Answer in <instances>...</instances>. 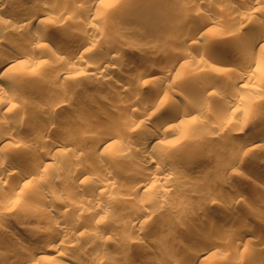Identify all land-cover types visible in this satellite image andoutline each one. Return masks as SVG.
<instances>
[{
  "label": "rangeland",
  "instance_id": "1",
  "mask_svg": "<svg viewBox=\"0 0 264 264\" xmlns=\"http://www.w3.org/2000/svg\"><path fill=\"white\" fill-rule=\"evenodd\" d=\"M64 1L30 0L29 4L39 5V2L48 8L45 9L47 17L44 27L34 21L31 31L9 27L16 19L6 16L9 6L0 12V16L4 17L0 19V51L19 44L29 54V57L21 55L12 69L3 72L7 67L5 65L0 70V86L12 92L8 95L0 94V131L10 136V141L0 147V167L1 158L6 155L14 158L19 165L13 170L5 169L4 178L0 182V244L6 247L0 249V263L18 264L21 258L13 254L18 246L44 243L42 235L35 237L32 232L37 229L48 230L52 222L48 223L47 219V223L39 221L33 215L29 217L30 211L31 214H37L42 210L37 205V209L40 208L38 211L36 205L31 204L36 197L22 190L13 202H7L6 195L18 179L23 165L33 168L39 160L46 158L44 150L62 141L64 147L59 149L60 153L57 152L62 159L54 163V160L46 158L48 162H53L50 165L53 169L49 173L54 171L52 173L55 176L57 174V177L46 185L44 197H59L67 201L82 199L85 205L101 197L111 205L110 212H100L94 219L84 214V224L87 226L82 227L83 234L79 240L68 238L67 243L75 247L76 261H87L90 254L99 253L102 254L101 259L94 264H106L112 260L118 264H160V260L164 264H191L189 257L195 247V239L201 236L207 243H213L215 250L208 254L209 259L196 264H252L249 256L251 252L264 247V147L257 145V149L243 148L240 155L235 157L230 149L239 138L252 133H264V125L255 122L259 116H264V48L254 53L253 66L246 69L242 56H237L233 50L234 40L238 37L229 34V29L241 24L237 36L247 37L253 32L255 21L264 20V6L260 5L253 10V14L242 12L229 17L230 12L226 14L228 10L231 11L229 8L246 3L247 0H159L149 17H145L128 9L134 3L139 4L144 0H116L105 11L104 19V9L82 18L85 22L92 21L99 30H89L91 41L83 42L80 63L69 52L76 47L75 42L81 39L73 42L60 33L65 28L68 31L82 29L76 25L75 15H62L60 7ZM243 14H246L243 18L246 23L240 19ZM195 15H202L208 21L203 29L198 27V31L193 28L195 21L182 23L183 19ZM180 29L186 32L182 33ZM199 30H203V34ZM36 31H44L47 35L41 40L40 51L29 45ZM219 40L229 45H220ZM58 43H64L65 48H58ZM111 45L117 48L116 56L111 57V60L107 56L108 60L105 56L106 53L111 54L108 53V46ZM178 48L192 52L190 57L183 58L178 69L180 77L160 81L159 69L165 63V55ZM103 57L109 61L110 69L98 74L92 73L89 66ZM148 62L155 63L159 69L146 72L144 65ZM85 63H88L87 66ZM190 63L195 64L194 70H188L187 64ZM240 74L241 80L236 83L224 81L225 77L229 81L235 80ZM122 81L126 85L122 89L125 92H121L123 96L118 97L115 91H120L117 85ZM206 81L214 84L209 92L202 90ZM154 88L164 89L168 98H164L166 100L159 105L145 108L143 104L148 99L147 95ZM134 92L140 97L137 102L130 98ZM232 92H242L243 101L241 99L239 107L228 112L230 115L217 118L216 111L220 107L224 109L219 103L220 95L225 93L230 97ZM192 105H198L197 110L191 109ZM171 109L178 110L179 115L171 117L162 128L156 127L158 120L166 117ZM184 110L190 111L189 114H184ZM133 116H140L136 125L129 123ZM218 122L223 124L220 129L217 127ZM107 123H112L119 136L109 151L93 154L88 138ZM5 124L10 125L3 128ZM147 128L165 132L157 139L159 143L149 149L148 156L164 159L186 174H173L168 183L163 179L151 183L157 170L137 163L138 150L126 145L127 140L139 141ZM40 134L46 140L45 146L43 144L41 147L40 143L35 149L28 146L22 154L17 153L20 143L26 144V139L38 138ZM84 139H87L86 143ZM201 140L207 143L202 146L199 143ZM69 148L77 150L73 153ZM28 149L30 152L27 153ZM72 164L106 168L115 179L111 178L114 181L106 189L92 190L88 187L89 181H74V173L69 170ZM139 174L151 179L142 183L140 190L134 191L130 186L137 181ZM170 185L171 194L161 196L159 189ZM61 187L66 189L63 191ZM229 195L238 198L234 200L233 207L228 209L227 205L232 201ZM140 207L151 210L152 219H143L137 229H129V223L134 220L133 210ZM201 209L206 215L197 214ZM28 210V214H25ZM66 216V219L60 221L64 225L72 227L78 223L75 214L69 213ZM244 220V225L249 222L250 227H255L257 236L236 249L232 241L239 237L244 228L236 226ZM105 226L111 228V232L104 239L92 245L84 244V240L89 237L96 239ZM8 228L14 232L12 236L1 233V230ZM191 230L194 231L193 235ZM223 231H228L229 236ZM128 239L132 242L123 246ZM143 247L147 252L143 251ZM54 254L48 253L52 260H43L38 264H76L75 261Z\"/></svg>",
  "mask_w": 264,
  "mask_h": 264
},
{
  "label": "bare ground",
  "instance_id": "2",
  "mask_svg": "<svg viewBox=\"0 0 264 264\" xmlns=\"http://www.w3.org/2000/svg\"><path fill=\"white\" fill-rule=\"evenodd\" d=\"M29 1L30 0H0V12L3 8H5V6L6 7L9 6L8 10H6V12H7L6 16L9 15L11 17L16 18L9 25V27H11L13 30L28 29L29 31H31V29L34 27L33 26L34 21H37L38 25L44 27V24L46 21L45 17H47V15H46L47 11L46 10H48V8L43 7V5H41L39 2H38L39 5H37L36 3L29 4ZM115 1L116 0H66L62 3V6L60 7L62 10V15L65 17H66V15L67 16H70V15L74 16L75 15L77 17L76 25H78L79 27H82V29H75V30L73 29L71 31H68V29L65 28V29L61 30V32H60L65 37L69 38L70 40H73V42H75L76 39H81V41L75 42L76 47L75 48L73 47L74 49L70 50V52H69V55L71 57H73L76 61L79 60L80 63L82 62V58H81L82 53L81 52H82V48H83V42L84 41H91L90 40L91 34H90L89 30L93 29L96 32L99 30V27L96 24H94L92 21L85 22L86 20L84 19V21H83L82 18H84L85 16H90L91 13H95V12L97 13L100 10L104 9L103 15H102L103 16L102 19H104L105 11L109 7L113 6ZM158 1L159 0H144L143 2H141L139 4L134 3L133 5L128 7V9L131 10L134 14L139 13V14L144 15L145 17H149V14L151 13L152 9H154V6H156ZM193 1L199 2L201 0H193ZM203 1H205V0H203ZM247 2L240 4L238 6H234V7H232V9L229 8L231 11H229L228 9H225L228 11H227V13L226 12H224V13L228 14L230 12V14H228L229 17H230V15L232 17L234 14L238 15L242 12H246L248 14H250V13L253 14L252 13L253 10L259 8L260 5L264 6V0H249V1L247 0ZM35 4L37 6H35ZM77 8L80 11L77 10ZM5 9H4V11H5ZM259 10H261V9H259ZM48 13H49V11H48ZM76 13H77V15H76ZM78 13H79V15H78ZM244 15L246 16V14H243V17L242 18L240 17V19H242V21H243ZM201 16L202 15H200V16L195 15L194 17H189L190 19H188V18L183 19L182 23H184L185 21H187V22L195 21V23L193 22L194 23L193 28H195L194 30H196V28H197V31H198V27L200 29V27L202 28L204 25H206L208 23V21L206 19L202 18ZM0 19H4V17L0 16ZM229 19L231 20V18H229ZM232 20H235V18ZM187 22H185V24ZM243 22H242V24H243ZM244 23H246V22H244ZM192 24H190V25H192ZM241 27L242 26L240 24L238 27H235L234 29L233 28L231 30L229 29V34L231 33V35H234L233 37H238V38H236V40H234V43L232 42L233 44H235V48H233V50L237 56H239V55L242 56V58L244 59L245 67L247 69V68L253 66L252 63H253L254 53L255 52L257 53L258 51H260L264 48V20L255 21V23L253 24V32L250 35L247 34L248 35L247 37L241 38V37L237 36V35H239V32L241 31ZM189 28H191V30H193L192 27H189ZM201 31H203V30H201ZM201 31H200V33L203 34L204 31L203 32H201ZM181 32H182V30H181ZM185 32H186V30L185 31L183 30L182 33H185ZM44 33H46V32H44V31L43 32H40V31L37 32L34 35L32 43L29 45L30 46L32 45V46L39 48V51L42 50V48L40 47L41 40H43L45 38V36H47ZM188 33L191 35L190 31ZM61 34H60V36H61ZM196 36H199V35L197 34ZM224 39H226V38L224 37ZM221 40H223V38ZM218 42H220L219 43L220 45H223L224 43L225 44L228 43L226 41L223 42L220 40ZM183 44L185 45V43H183ZM228 45H229V43H228ZM32 46H31V48H32ZM57 47L60 49L65 48V44L64 43L63 44L58 43ZM116 49L117 48L114 45L108 46V53H111V54L107 55V53H106L107 51H106L105 57L108 56L111 60V57L116 56L115 55ZM179 49L180 48H178V50H176V51H172L171 54L165 55L166 56V58L164 59L165 63H164V65H162L161 70L159 69V67H157L155 65V63L153 64L154 61L151 60L153 62L149 63L150 62L149 61L148 63H145V65L143 64L145 71L150 73L151 71H156V69H159V71L161 72V76L158 75L160 81L166 82V80H168L170 77L173 80L178 79L180 77L178 69H179V67H181L183 58L185 59L188 56L190 57L192 54L191 51L184 50V48H182V50H179ZM141 53H143V52H140V54ZM140 54H139V56H140ZM145 54L146 53H144V56H145ZM21 55L29 57V54L25 50H23V46H21L19 44L14 45L13 47H11L8 50L4 49L3 51H0V70L5 65H7V67H5L2 70L3 72L12 69L13 65L15 63H17L18 60H20ZM146 56H149V55H146ZM108 57H107V59H108ZM154 57L155 56L153 55V58ZM107 59L104 60V57L97 59L96 61H94L92 63L91 66H89V69L93 70L92 73L94 72L95 74L101 73L103 70H109L110 69L109 68L110 65H109V61H108L109 59L108 60ZM146 60H149V59H146ZM146 60H145V62H146ZM259 60L260 59H258L257 61L260 63ZM85 64L87 66L88 63H85ZM85 64H84V66H85ZM187 66H189V68H188L189 71L194 70V68H195V64L193 65V63L187 64ZM82 68L84 69L83 66H82ZM0 73H1V71H0ZM1 74H0V76H1ZM240 78H241V74L238 75L235 78V80H230V81L225 77L224 81L236 83L237 81L241 80ZM159 79H157V81ZM213 82H214V80H213ZM117 86H118V90H120V91H115V95L119 97L121 92L124 91L122 89H124L126 87V85L122 81V83L120 82V84ZM211 86L212 87L214 86V84H212V81L211 82L206 81V84L202 87V90L208 91L211 88ZM4 93L7 94V93H12V92H10L4 86H0V94L4 95ZM232 93H230L231 99H230V97H228L229 95H227V94L225 95V93H223V95H220L219 103L222 106H224V109H222L220 107V110L216 111L215 115L217 118L222 119L223 117H226L227 114L230 115V113H228V112L231 110H234V108H237L241 99H242L241 101H243V95L244 94L242 92H241V94L240 93L239 94L238 93L232 94ZM113 95H114V93H113ZM138 95H139L138 93L133 94L132 95L133 98L130 95L129 96L134 102H137L140 99V97H138ZM120 96H123V93ZM147 97H148V99H147V101H145V103L143 105L145 106V108H150L154 104L159 105L162 103V101H165L168 98V93H165L164 89L162 91L161 88H154L152 92H149ZM164 98H166V99H164ZM245 98L246 97H244V99ZM126 99L129 100L128 98H126ZM124 100H125V98H124ZM50 105H52V104H50ZM197 108H198V105L197 106L196 105L191 106V109L197 110ZM200 110H201V108H200ZM170 111L171 112L169 114H167L166 117H164L163 119H159L158 123L156 122L157 123L155 125L156 127H161L164 124H167V122H169L171 120L170 119L171 117L174 118V116L179 115V111L176 109L175 110L171 109ZM202 111H204L203 108H202ZM189 112H188V110L183 111V113L187 114V115L189 114ZM139 117L135 116L134 118L130 119L131 122H129V123H131L133 125L138 124V122L140 121ZM255 122H256V124L264 125V116H259ZM6 125L8 126L10 124L3 125V128ZM222 125L223 124H221V122H218V126H217L218 129H220ZM46 126H47V124H46ZM99 128L100 129L98 131L96 130V132L93 134L94 136H92L91 138H88V139H90V146L89 147H90V150L93 151V154L97 153V152L104 153L106 151H109L108 149L115 143L114 140H116V138L119 136L118 131L112 125V123H107L103 127H99ZM257 129H258V127H257ZM162 133H165V132L162 130L160 132L159 129L157 130V128H154V129H150V128L148 129L147 128V130L144 131L142 138L139 140L140 142L139 141H133V140H127L126 141L127 147H135V149L138 150L139 158L136 161L137 163H140V164H142L146 167H149L153 170H157V174L154 175V177L152 178L153 179L151 182L152 184H154V182H156V181H159L160 179L166 180V182L168 183V182H170L169 178L173 174L174 175L177 173L182 174V175L186 174L185 171L176 168L175 166L170 164L168 161H165L164 159H159V158H155L152 156H148L149 149L153 148L155 145H157L159 143V141L157 139L160 137V134H162ZM40 135L41 136H39L38 138L36 137L35 139H26V144L20 143V146H19L17 153L19 155L22 154L23 151H25L28 146H30L28 148L34 147V149H35V148H37L38 145L40 146V143L42 144L41 145V147H42L44 144V141H46V140L42 137L43 136L42 134H40ZM84 136H85V134H84ZM9 138H10V136L8 134L0 131V147L5 146V144L10 141ZM84 140H85L84 142L86 143L87 139H84ZM61 142L53 143L52 145H50V147H48V149L44 150V152L46 153L45 157L47 159L54 160V163L58 162L62 159V158H60L61 154L58 155L61 152L59 149L64 147V145H63L64 142H62V144H61ZM199 143L202 146H204L207 143V141L201 140ZM234 144L235 145H233V148L230 149L231 153L234 157L236 155L239 156L241 153V150L243 148L249 150V149H251V147H255L257 149V145H259L260 148H263L264 147V133H262V134L258 133V132H257V134L252 133L251 135H249L247 137L239 138L236 141V143H234ZM45 145L46 144H44V146ZM260 148H258V149H260ZM66 149H67V147H66ZM70 149L71 148H69V150ZM120 149H121V147H120ZM74 150H77V149H73L72 150L73 153L75 152ZM82 150H84V149H82ZM64 151H65V149H64ZM26 152L27 153L30 152L29 149ZM42 152L43 151L41 150V153ZM57 152H59V153H57ZM37 153H38V151H37ZM34 157H35V155H34ZM45 159L39 160L38 163L36 164V166H34L33 168H30V167H27L24 165H23L24 167L22 166V168L20 169L21 172L19 173L20 175H19L18 179H16L14 184L11 185V187H10L11 191H9L6 195V197H7L6 201L7 202H13V199H16V195L18 196V194H20L22 192V190H25L27 192V194L29 193L31 196L36 197L35 198L36 200L34 202H32L31 204H33L34 206L36 205L35 206L36 209L38 207H40L42 209L40 211H39L40 208L37 209L39 211V213H37V214H34V213L31 214L30 210L26 211L27 213H25V214H28V212L30 211L29 212L30 216L28 215L29 217H32V215H33V217H36V219L38 218L39 221H44L46 223L48 220V223L52 222V224L50 225L51 227H49L48 230L46 229L45 231H42L43 229L42 230L37 229L36 231L32 232L33 233L32 235L35 237L38 235H42V237L44 238V241H43L44 243H27L24 247L23 246L22 247L16 246L17 249H15L13 254L16 257H19V259L21 258V261L18 264H38L40 261L48 260L49 256L47 254L48 253L52 254L53 252H55V254H54L55 256H61L63 258L69 259L73 262L75 261L76 264H94V262H97L98 260L101 259L102 254L101 255H99V253L90 254L87 261L86 260H83V261L77 260L76 261V258L74 256L75 247L72 246V244L71 245L68 244L67 241H68L69 237H75V239L77 238L79 240L80 236L83 234L84 230L82 229V227L84 228V225L87 226V224H84L86 222V220L83 219L84 214L88 215L89 217L94 219V218H96V215L98 213H100V212L104 213V212H108L109 210H111V208H110L111 205H109V202L106 201L105 199H101V197H97V198L91 200V202H93V203L90 205H85L86 203L84 204V200L82 202V199L81 200L78 199L79 201L77 199H76V201L75 200L74 201H67V200H64V199L59 198V197H58V199H57V197H51L50 199L49 198L46 199L44 197V193L46 191V185L51 181V179L55 180L57 177V174L55 176L52 173L54 171H52L51 172L52 175L50 176L51 173H49L50 172L49 170L53 169V168L51 169L52 166H50V165H52L53 162H48V160L47 159L45 160ZM1 160H2L1 161L2 168L0 167V182L4 178V173L6 172L5 169L8 168V169L13 170V169H16V167H19V165H17V163H16V160H14V158L9 157L7 155L3 156L1 158ZM49 167H50V169H49ZM69 170L72 173H74L73 179L76 183H80V182L85 183V182L89 181L88 187L92 188V190H95V191L98 189L103 190V189L108 188V186L111 183H113V181L115 179V177H113L111 175V172L107 171L108 169L106 170V168L103 169V167L100 168L98 166L94 167L91 164L90 165L81 164L80 166L72 164L70 166ZM53 175H54V177H53ZM111 178H114V179H111ZM150 179L151 178H149L148 176H144L142 174H139L138 177L136 178L137 181L132 182V185L129 184V186L131 185L130 188L132 187V189L134 191H138L142 187L141 184L149 181ZM151 186H153V185H151ZM61 188H62V190L66 189L65 187H61ZM59 191H61V190H59ZM159 191L161 192V196L164 195L166 197V195H168L170 193V191H172L171 185H170V187H168V186L165 188L162 187L161 189H159ZM59 193H62V191ZM38 195H41V196L38 197ZM229 196H231V195H229ZM38 198H40V199H38ZM231 198H232V201L229 203V206L227 205L228 209L233 207L232 204L234 203V200H236L238 197L235 198L234 196H231ZM41 200H42V202H41ZM80 201H81V203H79ZM37 205H38V207H37ZM253 212L257 213L254 210H253ZM69 213L75 214L76 216H74V217H77V221H78V223L72 227H69L68 225H64L63 223L60 222L61 220L66 219L67 218L66 215L67 214L69 215ZM152 213L153 212H151V210H148L144 207L134 209L133 213H132L134 215L133 216L134 220L129 223V229H133V230L137 229L139 222L143 219L144 220H146V219L151 220L152 219L151 217L153 216ZM197 214L198 215L202 214V216L206 215V213L204 212L203 209H201L199 212H197ZM50 217H52V219ZM54 219H55V221L53 222ZM242 219H244V218H242ZM244 222H245V220L240 221L239 225L236 226V227H244L243 230L240 231L241 233L239 234V237L238 238L235 237L237 240L235 239L236 241L235 240H233L234 242L232 241V244L234 245L233 247L236 249H239L240 245H242V243H244L245 241H248V240L250 241L251 239L254 240L253 237L257 236V230L255 229V227H250L248 225L249 222L247 223V225L249 226L248 227L247 225H244V224H246ZM138 228H140V226ZM11 230H12L11 228L10 229L9 228L4 229V230H1V233L5 234L7 236L8 235L12 236L13 235L12 233H14V232H12ZM232 231L233 230H230V232H232ZM109 232H111V228H108L105 226L103 229H101L99 231V234L97 235L96 239L88 236L89 237V238L87 237L88 239H86V237H85L86 240H84V239H82V240H84L85 245H92L97 240L100 241V240L104 239L105 235L107 233L109 234ZM190 232L192 233V235L194 234V231L191 230ZM224 233L229 236L228 231L227 232L225 231ZM262 240L264 241V235L262 236ZM206 241L207 240H205L204 237H201V236L199 238L195 239L196 244H195V247H194V249H193V251L189 257L191 260V264H196L197 262H201V261H205V260L209 259L208 254L215 250V245H213V243L212 244L207 243L208 241L207 242ZM131 242H132V240L128 239L125 242L126 245L125 244L124 245L122 244V245L128 246L127 244H130ZM73 245H74V243H73ZM2 247H5V246L1 243L0 249H2ZM145 250L146 249L143 247V251H145ZM146 252H147V250H146ZM95 254H97V255H95ZM249 256H250V259L252 260L251 261L252 264H264V247H262L260 249H258V248L255 249L254 251L251 252V254ZM49 260H52V259H49ZM0 264H3V263L1 262ZM106 264H118V263L117 262L115 263V261L112 260V261L106 262ZM160 264H164L162 262V260H160ZM235 264H237V263H235Z\"/></svg>",
  "mask_w": 264,
  "mask_h": 264
}]
</instances>
